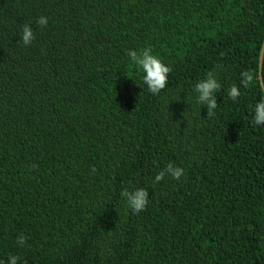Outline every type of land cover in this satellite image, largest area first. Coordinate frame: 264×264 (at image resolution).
<instances>
[{
	"label": "trees",
	"instance_id": "trees-1",
	"mask_svg": "<svg viewBox=\"0 0 264 264\" xmlns=\"http://www.w3.org/2000/svg\"><path fill=\"white\" fill-rule=\"evenodd\" d=\"M263 44L264 0H0V261L264 264ZM144 49L171 69L157 95L127 55Z\"/></svg>",
	"mask_w": 264,
	"mask_h": 264
},
{
	"label": "clouds",
	"instance_id": "clouds-1",
	"mask_svg": "<svg viewBox=\"0 0 264 264\" xmlns=\"http://www.w3.org/2000/svg\"><path fill=\"white\" fill-rule=\"evenodd\" d=\"M37 23L40 26H46L48 20L46 17L41 16L38 18ZM21 42L24 45H30L34 39L31 27L28 25L23 26L20 36ZM264 54V50H262ZM129 61L135 65L138 73H142V83L146 85L147 91L153 95H157L166 87L168 73L170 68L166 66L159 58L151 53L149 49L143 51L129 50ZM254 82V74L245 71L241 74L240 87L247 88ZM221 88L216 76L212 72L206 73L203 79L199 80L194 85L195 103L197 105L206 106L209 115H212L217 108L215 94ZM227 96L229 100L235 102L241 96L240 89L233 85L227 89ZM252 123L255 125H264V97L256 101L252 107ZM183 170L168 164L167 167L155 176V181L159 182L165 175L171 176L173 179H179ZM122 200L126 203L127 207L133 212L138 213L147 205L148 192L144 188H131L125 189L121 193ZM25 237L23 234L19 235L16 239L17 246L25 244ZM19 257L16 255H9L7 257V264H18ZM0 264H4L0 261Z\"/></svg>",
	"mask_w": 264,
	"mask_h": 264
},
{
	"label": "water",
	"instance_id": "water-1",
	"mask_svg": "<svg viewBox=\"0 0 264 264\" xmlns=\"http://www.w3.org/2000/svg\"><path fill=\"white\" fill-rule=\"evenodd\" d=\"M262 50H264V44H263ZM259 67H260V73H259L260 81H261V85L264 89V79H263L264 54H262V51H261L260 60H259Z\"/></svg>",
	"mask_w": 264,
	"mask_h": 264
}]
</instances>
